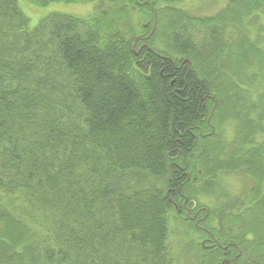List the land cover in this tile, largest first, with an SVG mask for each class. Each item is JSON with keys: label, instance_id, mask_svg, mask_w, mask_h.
I'll use <instances>...</instances> for the list:
<instances>
[{"label": "trees", "instance_id": "1", "mask_svg": "<svg viewBox=\"0 0 264 264\" xmlns=\"http://www.w3.org/2000/svg\"><path fill=\"white\" fill-rule=\"evenodd\" d=\"M183 3L0 0V264H264V0Z\"/></svg>", "mask_w": 264, "mask_h": 264}, {"label": "rangeland", "instance_id": "2", "mask_svg": "<svg viewBox=\"0 0 264 264\" xmlns=\"http://www.w3.org/2000/svg\"><path fill=\"white\" fill-rule=\"evenodd\" d=\"M228 2H229V0H217L216 2L213 0H184V3L182 4V6L186 10L191 11V13H193L194 15H197L199 17H205V16H214L217 13L221 12L225 8V6L228 4ZM25 9H26V11H25L26 15L32 20L31 24L36 25L38 23L39 19L41 18V16L43 15L42 12H40L38 14L37 11H34L31 8H25ZM93 11H94L93 5H87V6L57 5V6H53V7L49 8L47 13L59 12V13H63V14L85 16V15L92 13ZM139 39H141V37H139L137 40H139ZM137 42L138 41H136V43ZM164 44H161V45H164ZM173 228H174L175 233H178L179 228H176L174 225H173ZM187 259H190L192 262L189 264H195L193 257H187L184 262L181 260V262H179L177 264H187L186 263Z\"/></svg>", "mask_w": 264, "mask_h": 264}, {"label": "water", "instance_id": "3", "mask_svg": "<svg viewBox=\"0 0 264 264\" xmlns=\"http://www.w3.org/2000/svg\"><path fill=\"white\" fill-rule=\"evenodd\" d=\"M138 41V40H137Z\"/></svg>", "mask_w": 264, "mask_h": 264}]
</instances>
